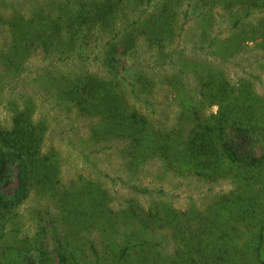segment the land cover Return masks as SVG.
<instances>
[{"label": "rangeland", "instance_id": "1", "mask_svg": "<svg viewBox=\"0 0 264 264\" xmlns=\"http://www.w3.org/2000/svg\"><path fill=\"white\" fill-rule=\"evenodd\" d=\"M15 150L0 264H264V0H0Z\"/></svg>", "mask_w": 264, "mask_h": 264}, {"label": "trees", "instance_id": "2", "mask_svg": "<svg viewBox=\"0 0 264 264\" xmlns=\"http://www.w3.org/2000/svg\"><path fill=\"white\" fill-rule=\"evenodd\" d=\"M229 157L232 161L237 160L235 158V154L229 153ZM6 161H9L11 164L14 163L16 169L18 170L17 179L19 181V188L17 189V193H24L25 188L28 185L29 170L23 155L16 150L13 152H0V167L5 169L6 167H9V164H6Z\"/></svg>", "mask_w": 264, "mask_h": 264}]
</instances>
